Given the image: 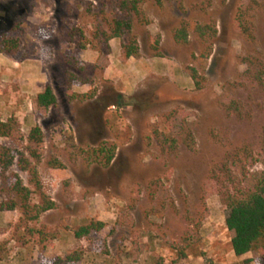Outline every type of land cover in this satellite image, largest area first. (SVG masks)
<instances>
[{
    "label": "rangeland",
    "instance_id": "obj_1",
    "mask_svg": "<svg viewBox=\"0 0 264 264\" xmlns=\"http://www.w3.org/2000/svg\"><path fill=\"white\" fill-rule=\"evenodd\" d=\"M19 1L21 12L2 30L23 49L19 57L6 56L41 59L43 74L39 62L26 71L39 73L29 89L21 79L14 84L15 78L0 77L5 103L0 119L18 127L0 144L26 153L29 130L41 128L45 150L38 175L57 207L27 225L18 222L17 210L8 211L0 220V264H56L74 250L81 259L69 264H264L258 252L234 255L227 209L213 179L214 170L226 165L224 172L246 186L264 166V90L244 74L242 61L253 54L264 62V0H256L252 12L253 42L234 22L238 7L249 0H213L206 6L204 0H139L149 23L131 15L138 53L129 58L121 46L128 35L108 43L94 38L111 19L124 17L111 4L115 0ZM182 18L189 31L178 44L172 32ZM206 22L217 33L205 43L193 28ZM154 40L161 57L154 56ZM208 48L210 55L202 57ZM43 83L56 97L46 111L35 105ZM232 99L240 102L238 115L223 110ZM174 109L179 114L167 121ZM183 119L195 150L179 144L163 152L154 131L172 134ZM101 144L115 148L106 167L89 156ZM52 158L62 168L49 166ZM11 170L27 185V173L16 162ZM90 221L101 222L102 229L76 238L73 231ZM35 231L52 238L42 243Z\"/></svg>",
    "mask_w": 264,
    "mask_h": 264
},
{
    "label": "trees",
    "instance_id": "obj_2",
    "mask_svg": "<svg viewBox=\"0 0 264 264\" xmlns=\"http://www.w3.org/2000/svg\"><path fill=\"white\" fill-rule=\"evenodd\" d=\"M204 4L210 5L213 0H204ZM113 7L124 15L122 18H113L107 23V30H96L94 38L101 37L104 43L112 38H120L128 35L126 43H122L123 55L125 58L136 56L138 45L135 36L132 34V18L134 15L141 24H148L149 21L144 16L139 0H115L110 1ZM160 4L161 0H155ZM257 6L256 0H249L245 5L239 6L234 18L235 25L239 34L247 41L255 40V28L252 12ZM189 23L182 18L179 25L173 30L172 38L175 43L182 44L187 41ZM72 31L68 33L71 38ZM193 33L203 42L211 41L216 33V25L211 22L196 23ZM80 49L85 48L84 43H78ZM158 42L154 40L152 48L156 57H161L158 48ZM22 44L16 37L2 35L0 37V52L10 57H19L22 52ZM210 55V48L202 53V57L207 58ZM25 58V56H23ZM246 66L244 74L254 81L264 90V62L260 56L247 54L242 58ZM196 86L200 83L196 81L197 73L193 69L189 74ZM71 77L68 78V82ZM56 97L52 87L45 84L43 90L35 97V105L38 109L46 111L54 106ZM240 102L230 100L223 105L226 114L238 115ZM177 110H171L165 117L171 121L177 116ZM18 132V127L14 120L0 119V138H13ZM264 133V131H263ZM155 139L163 152L175 150L179 144L183 145L189 151H194L196 142L191 128L183 119L178 130L172 134H159L154 131ZM27 141L30 144L26 148V153L17 152L8 146L0 144V212L17 210L20 213L19 223L27 225L37 222L40 216L48 210L55 209L57 204L47 196L41 187L38 175L37 165L44 153V135L41 128L33 126L27 135ZM114 146L108 147L101 144L91 148L89 156L95 159L98 164L106 167L114 157ZM16 162L20 171L27 173V185L23 182L19 174L12 171L11 168ZM47 164L51 167L62 168V164L52 158ZM226 165L214 170L213 179L219 184L221 201L227 209L225 217L226 230L231 249L236 256H241L248 252H258L261 260L264 262V166L263 169L254 176L251 184L243 186L235 182L232 173H225ZM36 196V201H33ZM102 223L90 221L88 224L79 227L73 231L76 238H83L90 235L92 231L102 229ZM30 233H34L29 229ZM40 236V242H44L52 237L43 235L41 231H35ZM81 259V253L77 250L72 251L63 259H57L56 264H69L78 262Z\"/></svg>",
    "mask_w": 264,
    "mask_h": 264
},
{
    "label": "crops",
    "instance_id": "obj_3",
    "mask_svg": "<svg viewBox=\"0 0 264 264\" xmlns=\"http://www.w3.org/2000/svg\"><path fill=\"white\" fill-rule=\"evenodd\" d=\"M21 8L22 7L20 6L19 0H0V37L4 34V31L2 30L3 24L9 20H12L15 14L21 12ZM37 62H39L41 66L40 74H43L42 68L44 64L41 59L40 61L38 59H24L22 61H16L0 52V77H7L10 80L15 78L14 82H12L14 84H21L18 83V80L21 79L23 82L22 84H25V88L29 89L32 81L39 78V73L31 75L27 74L26 71H28L29 68H34ZM2 68H6L8 72H1ZM17 73L19 75L18 77L16 76ZM44 86L45 83H43L42 87L40 88V92L43 90ZM2 100H4V98L1 97V105L5 104ZM3 108H5V106ZM7 214L8 211L0 212V220L6 219L8 216Z\"/></svg>",
    "mask_w": 264,
    "mask_h": 264
}]
</instances>
